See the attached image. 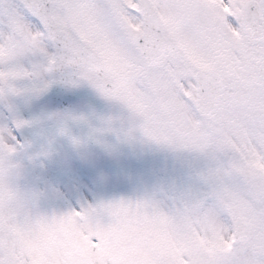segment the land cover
Returning a JSON list of instances; mask_svg holds the SVG:
<instances>
[{"label":"snow or ice","instance_id":"6c2138e0","mask_svg":"<svg viewBox=\"0 0 264 264\" xmlns=\"http://www.w3.org/2000/svg\"><path fill=\"white\" fill-rule=\"evenodd\" d=\"M57 83L121 110L96 143L113 150L110 132L180 153L189 183L50 216L0 183V264H66L55 223L105 212L124 251L110 259L112 240L91 234L84 264H264V0H0V158L39 119L17 102Z\"/></svg>","mask_w":264,"mask_h":264},{"label":"rangeland","instance_id":"374dc122","mask_svg":"<svg viewBox=\"0 0 264 264\" xmlns=\"http://www.w3.org/2000/svg\"><path fill=\"white\" fill-rule=\"evenodd\" d=\"M87 88V85L80 87L79 93L81 94V97L83 94H88L89 89L86 90ZM95 95L99 94L94 89H91V96ZM88 99L89 101H92L90 96ZM98 99L101 102H106V100L101 96L98 97ZM44 105V94L32 99L29 102H24L22 100L17 102L18 110L24 118H39L37 123H35L32 127L27 128V130L35 136V140L34 142L28 144L25 149L19 150L7 157L0 158V169L2 168L0 172V183H3L11 192H13L16 198L22 202L26 210L33 216H50L49 213L53 214V212H55V214L64 213L70 208H73V205L70 200L64 197L62 191L56 196L57 189L59 187V179L54 177V174L58 175L59 172L51 166L53 165L52 163H62V167L65 170L68 167L74 172V174L72 175L70 172H66V174L62 173L65 175L64 177H66V179L61 181V187L71 189V186L75 187V185H77V187H75L77 195L81 196L82 202L77 201L75 208L84 203L113 201L112 198L118 197V193L113 192L114 185L112 184L115 182L117 185L118 181L112 178L113 181L111 179V182L109 183L110 179L107 177L110 173L108 161L105 163L104 160H100L103 155H98L95 152L90 154H83L85 152H80L77 154V158H75V155L71 154L74 152L72 149L70 150L71 152H69L68 148L63 142H61V140L56 139L55 141V135L52 127L47 122ZM84 107L91 116L95 129L104 127V122L108 119V116H102L96 109L93 111L90 110L89 106L86 104H84ZM119 115H122L121 110H119ZM117 119L120 120L119 118H116V120ZM4 123L5 121L0 119V125H3ZM102 139L106 144L112 145L115 152H117L115 149L117 145L109 134L104 133ZM40 140L42 143L39 144ZM43 147L45 150L41 151ZM79 155L83 156L80 158ZM115 155H118L119 158H121L116 159L120 172L122 173L120 174V177L126 178L124 183L128 184L127 187L131 190L128 194L129 196L125 199L141 198V196L137 194H140L141 190L144 191L146 189V185L144 183L145 178L142 177L140 171L137 168H134L133 165L129 167L125 165L128 162L125 155L120 153H115ZM35 156H37V159L33 161ZM97 158L99 159L98 161H96ZM32 162L33 165L31 164ZM95 164L97 165V170L94 167ZM42 172L49 176L51 175L50 177H53L55 181L53 189L50 192L46 191L48 196H50V199L47 200L49 208L47 204L40 200V197L31 190V188L35 190V187H33L31 183L34 186H37V178ZM70 176L72 179H69ZM153 180L156 183V196L161 199V192L163 188L169 185H175L180 188L189 183L188 170L183 165L180 166L174 177L170 176L163 178V176L157 173ZM182 182L186 183V185L179 184ZM108 190L110 191V194ZM151 190L152 196L142 197L154 198V190ZM111 194L113 195L112 198L109 197ZM149 194L150 192L147 191V195ZM64 221H66V223ZM74 225H76V229L74 228ZM54 226L55 229L53 234H55L56 237L54 239H59L63 241L64 244L65 241H68L71 246L70 252L73 255L70 256V259L72 260V263L74 261L76 263L77 261L78 264H84L79 257H75L74 249L80 238H88L91 234H98L101 243L109 239L112 240L114 247L109 249L107 252L110 259H116L124 251L126 241L123 232L113 228L107 212L95 214L92 217H84L80 221H77L75 218H69V221H57Z\"/></svg>","mask_w":264,"mask_h":264},{"label":"water","instance_id":"95a60500","mask_svg":"<svg viewBox=\"0 0 264 264\" xmlns=\"http://www.w3.org/2000/svg\"><path fill=\"white\" fill-rule=\"evenodd\" d=\"M57 101L59 102V105ZM69 114L83 116L74 97L69 93V88L59 83L53 84L49 121L53 125L55 131L62 138L71 141H73V139H78L87 145H94L91 129L86 119L83 121L69 120L67 122L61 119L63 116ZM61 127H66L67 131L65 134H61ZM86 244L87 240L80 241V247L83 253L86 251Z\"/></svg>","mask_w":264,"mask_h":264},{"label":"flooded vegetation","instance_id":"af4514ba","mask_svg":"<svg viewBox=\"0 0 264 264\" xmlns=\"http://www.w3.org/2000/svg\"><path fill=\"white\" fill-rule=\"evenodd\" d=\"M125 144L124 150L126 153L140 155L138 161L151 160L150 165H158V159L163 160L162 165L168 169L178 170L183 166L182 156L180 153L163 148L151 142L136 140L133 143ZM160 157V158H159ZM151 158V159H150Z\"/></svg>","mask_w":264,"mask_h":264}]
</instances>
